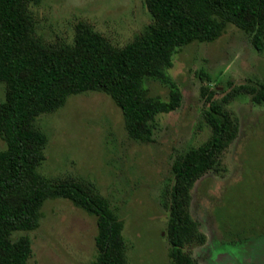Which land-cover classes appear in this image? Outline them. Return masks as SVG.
Listing matches in <instances>:
<instances>
[{
  "label": "rangeland",
  "instance_id": "rangeland-1",
  "mask_svg": "<svg viewBox=\"0 0 264 264\" xmlns=\"http://www.w3.org/2000/svg\"><path fill=\"white\" fill-rule=\"evenodd\" d=\"M32 10L38 34L49 42L72 41L76 24L86 21L124 46L152 21L145 0H43ZM169 73L183 104L157 116L151 142L128 135L121 109L101 91L71 95L63 107L40 115L37 125L48 136L40 171L95 184L124 220L128 264H170L166 203L174 184L172 165L178 155L210 139L207 89H215L214 99L228 98L224 107L237 136L217 169L192 189L189 211L204 238L185 251L199 264H264V103L247 89L234 92L240 85L264 84V50L231 23L216 41L180 48ZM146 88L168 98V87L158 80H147ZM5 92L0 82V100ZM5 147L0 136V149ZM97 232L96 216L68 199H48L40 227L28 233L29 262L94 264Z\"/></svg>",
  "mask_w": 264,
  "mask_h": 264
},
{
  "label": "trees",
  "instance_id": "trees-1",
  "mask_svg": "<svg viewBox=\"0 0 264 264\" xmlns=\"http://www.w3.org/2000/svg\"><path fill=\"white\" fill-rule=\"evenodd\" d=\"M43 0H0V264H30L29 232L38 229L48 199L65 198L97 217L94 264H128L124 220L110 200L90 181L73 176L52 178L40 167L46 159L48 136L37 118L63 107L71 95L85 91L108 94L121 109L128 135L151 142L159 114L179 109L183 93L169 70L178 50L194 42L219 39L229 24L264 50V0H145L152 21L132 41L119 46L90 23L76 24L74 39L49 42L37 32L32 5ZM169 89L168 98L149 94L146 81ZM207 79L212 77L207 74ZM264 103V84L240 85ZM209 90L205 118L210 139L178 155L173 162L168 240L170 264H199L185 251L202 241L199 223L189 211L192 189L205 173L217 169L237 128Z\"/></svg>",
  "mask_w": 264,
  "mask_h": 264
}]
</instances>
